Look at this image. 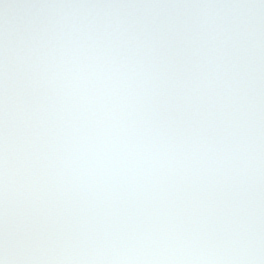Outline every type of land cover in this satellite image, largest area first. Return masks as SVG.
Returning <instances> with one entry per match:
<instances>
[{
    "label": "snow or ice",
    "instance_id": "snow-or-ice-1",
    "mask_svg": "<svg viewBox=\"0 0 264 264\" xmlns=\"http://www.w3.org/2000/svg\"><path fill=\"white\" fill-rule=\"evenodd\" d=\"M0 264H264V0H0Z\"/></svg>",
    "mask_w": 264,
    "mask_h": 264
}]
</instances>
